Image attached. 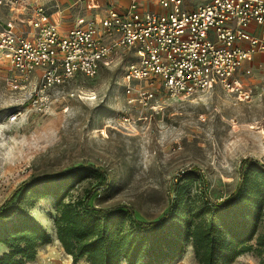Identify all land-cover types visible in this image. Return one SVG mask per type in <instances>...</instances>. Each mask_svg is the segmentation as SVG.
<instances>
[{
    "label": "rangeland",
    "instance_id": "374dc122",
    "mask_svg": "<svg viewBox=\"0 0 264 264\" xmlns=\"http://www.w3.org/2000/svg\"><path fill=\"white\" fill-rule=\"evenodd\" d=\"M33 1L52 9L59 5L65 22L101 16L107 8L92 0ZM9 17L1 7L0 23ZM133 59L123 54L95 78L78 76L54 90V109L42 115L29 109L28 87L16 91L9 85L11 66L0 54V207L11 201L9 208L18 205L52 236L51 243L39 247L36 259L26 264H75L56 240L52 199L29 206L21 199L20 189L37 178L93 166L106 173L108 187L96 190L90 204L131 208L138 219L149 222L165 214L175 185H181L184 176L200 174L210 197L222 201L238 188L243 161L252 159L264 166V83L250 84L251 96L240 101L220 88L172 99L161 87L143 82L141 86L156 95L152 110L130 104L125 93L123 73ZM19 110L21 115L11 122ZM95 186L92 181L76 185L73 199ZM188 193H198L196 184ZM7 252L0 245V256ZM171 264H197L192 248ZM233 264L259 261L245 254Z\"/></svg>",
    "mask_w": 264,
    "mask_h": 264
},
{
    "label": "built area",
    "instance_id": "2783aa9c",
    "mask_svg": "<svg viewBox=\"0 0 264 264\" xmlns=\"http://www.w3.org/2000/svg\"><path fill=\"white\" fill-rule=\"evenodd\" d=\"M144 1L132 0L123 9L110 3L103 15L63 27L58 5L55 12L33 0H0L10 14L0 23L9 85L16 91L28 87L29 109L49 115L54 90L78 76L93 79L130 54L134 59L123 73L130 104L156 109V95L143 82L172 99L215 88L240 101L251 96L252 72L245 65L264 54V0H202L191 10L186 0H156L163 12L147 10Z\"/></svg>",
    "mask_w": 264,
    "mask_h": 264
},
{
    "label": "trees",
    "instance_id": "16d2710c",
    "mask_svg": "<svg viewBox=\"0 0 264 264\" xmlns=\"http://www.w3.org/2000/svg\"><path fill=\"white\" fill-rule=\"evenodd\" d=\"M240 176L238 188L222 201L210 197L200 174L184 176L165 214L149 222L131 208L90 204L96 190L108 187L106 173L93 166L37 178L20 191L26 206L52 199L56 240L75 264H171L188 247L197 264H233L245 254L264 264V166L245 160ZM86 181L96 186L74 200L72 191ZM193 184L195 195L188 193ZM10 202L0 207V245L8 249L0 264H26L52 236Z\"/></svg>",
    "mask_w": 264,
    "mask_h": 264
},
{
    "label": "crops",
    "instance_id": "0c3cea01",
    "mask_svg": "<svg viewBox=\"0 0 264 264\" xmlns=\"http://www.w3.org/2000/svg\"><path fill=\"white\" fill-rule=\"evenodd\" d=\"M78 1L83 2V4H85L87 1L90 2L91 0H78ZM92 1H94V3H96L97 5H100V7H103V5L105 7H108V5L110 3H113L118 9H123V8L127 7L131 3L132 0H92ZM201 2H202V0H186L185 8L188 10H191V9L195 8ZM106 3H107V5H106ZM143 4L147 10H152V11H156V12H163L164 11L157 4L156 0H146L143 2ZM95 16H100V15L97 14ZM95 16H91V17H95ZM57 17L60 20L63 27L72 26L73 23L79 18V17L76 18L73 22H65L63 14H62V10L59 11V14H57ZM91 17H89V18H91ZM245 68L250 69L252 72L251 76L248 78V82L250 84H253L255 86L256 84L258 85V84L264 83V54L255 55L253 61L247 63L245 65Z\"/></svg>",
    "mask_w": 264,
    "mask_h": 264
},
{
    "label": "bare ground",
    "instance_id": "6f19581e",
    "mask_svg": "<svg viewBox=\"0 0 264 264\" xmlns=\"http://www.w3.org/2000/svg\"><path fill=\"white\" fill-rule=\"evenodd\" d=\"M253 127V126H252Z\"/></svg>",
    "mask_w": 264,
    "mask_h": 264
}]
</instances>
